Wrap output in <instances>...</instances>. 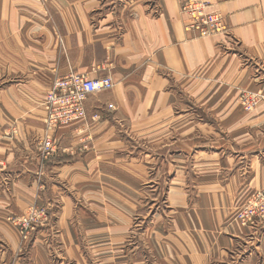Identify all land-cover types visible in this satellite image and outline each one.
I'll return each mask as SVG.
<instances>
[{
	"label": "crops",
	"instance_id": "obj_1",
	"mask_svg": "<svg viewBox=\"0 0 264 264\" xmlns=\"http://www.w3.org/2000/svg\"><path fill=\"white\" fill-rule=\"evenodd\" d=\"M152 1L159 4L160 14L151 11ZM183 1L55 0L51 9L67 46L66 54L59 56L54 31L46 25L37 0H0V264H50L44 235L35 234L26 244L9 222L33 204L51 206L66 257L76 264H91V252L85 250L90 243L99 247L100 264L117 256H107L109 250L122 253L142 206L141 184L149 179L148 153L140 164V142L130 141L144 136V130L137 132L141 123L153 138L167 136L171 111L166 110L168 102L176 100L169 92L173 85L206 102L216 100L215 106L226 104L220 116L228 124L244 123L238 119L232 88L258 87L251 71L240 54L224 52L225 37L190 39L180 16ZM205 1L211 12L227 17L233 38L241 45L238 52L264 61V0ZM69 74L89 79L110 76L115 87L88 98L85 123L58 128V150L44 164L39 139L45 127V93L39 84ZM161 114L163 128L158 125ZM93 115L101 120L93 122ZM78 128L92 142H80ZM128 130L134 138L127 136ZM233 130L242 131L237 126ZM259 143L264 147V140ZM84 146L86 152H77ZM263 162L253 160L245 183L235 173L223 195L219 185L212 194L204 188L200 205L194 207L187 205L180 171L173 180L177 186L170 188V201L182 212H173L177 215L168 239L150 240L155 256L163 264L223 261L226 252L220 247L233 244L220 233L227 219L224 207L237 196L242 203L264 188ZM232 225L231 233L242 231ZM170 240L182 248V257L171 256ZM119 259L124 264L123 257Z\"/></svg>",
	"mask_w": 264,
	"mask_h": 264
},
{
	"label": "rangeland",
	"instance_id": "obj_2",
	"mask_svg": "<svg viewBox=\"0 0 264 264\" xmlns=\"http://www.w3.org/2000/svg\"><path fill=\"white\" fill-rule=\"evenodd\" d=\"M37 1L43 8L46 25H49L54 31L58 55H65L67 52L66 41L59 31L51 9V4L55 0ZM150 5L151 11L155 15L160 14L159 4L152 1ZM210 6L211 4L205 0H184L180 8L184 31L192 40L223 36L227 39V45L221 44L224 52L240 54L244 60L245 67L251 71L252 82L258 86L238 88L237 90L232 88L237 94L234 105L238 119L244 123L240 122L233 126L228 124L220 116V111L225 109L226 104L224 108L221 106L222 102L215 106L212 103H216V100L208 99L206 102L196 95H192L185 87L180 88L173 85L168 90L176 100L168 102L169 108L166 111L170 110L171 116L169 117L167 136L161 137V139L153 138L150 128L147 125L142 126L143 123L138 124L141 129L137 132L140 133L144 130V136L138 137V139L134 138L129 130L126 131L127 136L134 138L130 142H140L143 150V154L139 157L142 159L140 164L146 162L148 153L149 179L141 184L140 204L142 206H140L139 214L134 218L130 232L122 244V253H118L120 250L116 248L109 250L107 256H116V254L117 256L107 259V264H121L120 256L123 257L124 264H129L130 261L134 264L137 256H139L138 264H163L155 256L150 240L161 236L166 239L170 237L175 222L174 217L177 215L173 212L181 210L172 206L170 188L174 189L177 186L174 185L173 180L179 176L180 171L184 175L183 189L188 194L187 205L194 207V205H200V196L204 188L207 191L210 189L212 194L215 192V187L219 185V195H223L224 187L231 181V177L236 176L235 173L245 183L249 172H251L253 160L264 161V147L259 146V142L264 140V91L260 87L264 86V61L255 55L248 56L238 52L241 45L233 38L232 28L227 17L220 12H211ZM71 75L74 74L55 77L48 82L39 84L45 93L43 104L46 111L45 127L43 135L39 139V153L41 154L39 158L44 164L58 150V142H60L56 138L58 128L77 122L85 123L89 119L86 112L85 117H81L82 119L77 118L76 121L68 124L60 125L59 123L56 127H49L52 117L49 114L51 111L48 110V97L60 89L62 79ZM101 78H110L113 87L108 91L114 89L115 83L110 76L98 79ZM10 80L13 83L18 79L11 78ZM111 108L115 107L109 105V109ZM164 115L167 117L166 114ZM91 120L97 122L101 120V117L93 115ZM158 125L163 128L162 114L158 116ZM236 126L242 131H234L233 128ZM84 132L79 128L78 131L76 130L80 142L83 140L92 142L91 136ZM155 132L162 133V130ZM59 136L61 137V135ZM47 138L55 141V150L49 156L42 148L43 140ZM188 146L191 148L187 149ZM85 150L87 151L84 146L78 148L77 152L82 154ZM37 184L42 189L41 179L37 180ZM239 198L240 196H237L234 203L224 207L227 219L224 221V229L220 231L224 237H230V242L233 244L221 246V252H226L225 259L222 261L220 258H215L218 263L214 261L213 264H264V188L246 196L242 203L239 202L242 197ZM32 208L43 210L45 213L41 212L44 215L39 218V223L33 224V227L25 232L14 220L25 217ZM50 211L52 208L49 205L33 204L22 214L10 217L9 222L18 230L22 241L26 244L31 242L35 234L44 235L43 244L48 250L50 264H76L75 260L66 257V250L60 241L61 230L53 222ZM159 224H163V226L160 227ZM232 224H238L242 231L231 233L229 228L233 226ZM159 240L162 241L161 238ZM226 240L229 241L228 238ZM93 245L90 243V247L85 250L91 252V264H100L97 258L99 247L94 249ZM206 245L210 247L209 244ZM170 247L174 251V254H171L172 257H182V248L174 240H170Z\"/></svg>",
	"mask_w": 264,
	"mask_h": 264
},
{
	"label": "built area",
	"instance_id": "obj_3",
	"mask_svg": "<svg viewBox=\"0 0 264 264\" xmlns=\"http://www.w3.org/2000/svg\"><path fill=\"white\" fill-rule=\"evenodd\" d=\"M60 89L51 93L48 97V110L51 111L52 121L49 127H56L84 118L86 115V101L89 96L108 91L113 87L110 78L89 79L80 75H71L60 81ZM51 106V109H50ZM81 118V119H82ZM79 121V120H78ZM54 140L47 138L43 140V151L49 156L54 152ZM43 210L32 208L23 218H17L14 222L21 226L26 232L39 223V218L44 215Z\"/></svg>",
	"mask_w": 264,
	"mask_h": 264
}]
</instances>
